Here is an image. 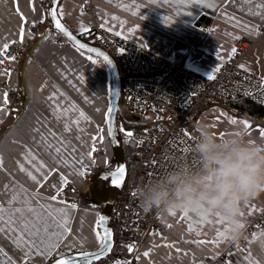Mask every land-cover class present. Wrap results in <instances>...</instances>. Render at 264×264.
Instances as JSON below:
<instances>
[{
	"label": "crops",
	"instance_id": "1",
	"mask_svg": "<svg viewBox=\"0 0 264 264\" xmlns=\"http://www.w3.org/2000/svg\"><path fill=\"white\" fill-rule=\"evenodd\" d=\"M36 1L0 0V59L6 42H29V53L18 58L16 75L0 69V185L5 186L0 188V202L7 206L8 191L21 185L30 194L39 193L37 199L41 203L57 208L66 204L51 197H60L66 184L80 191L83 206L68 209L67 227L71 231L64 232L58 247L48 256L32 255L29 258L36 264H48L56 252L58 256L87 252L101 244V239L96 236V232H100L97 209L101 206L94 200L90 188L102 171L114 166L106 129L112 80L101 58L69 43L60 45L55 41L57 32L47 16L49 3L40 7ZM204 3L213 6L205 7ZM84 4L88 5L87 10L81 9ZM262 4L264 0H203V3L186 0L183 3L181 0H60L57 14L76 35L84 28L103 29L158 56L176 60L205 78L213 77L231 56L235 39L247 36L254 44L239 65L264 81V7H257ZM165 16L171 19V24L163 22ZM202 17L205 19L199 23ZM32 22H37L40 27L36 36L29 37L25 28ZM53 96L54 100L49 99ZM226 105L215 104L202 110L184 131L197 135L196 126L204 123L217 135H224L231 130L245 129L242 122H247L250 126L246 129L248 138L264 144L261 135L264 116L261 121H252L235 115ZM65 108L68 109L67 116L60 115ZM80 112L86 119L80 118ZM73 120H79V125L72 124ZM233 120L236 123H232ZM65 123L71 124V132L64 131ZM49 132L70 142L75 149L73 163L65 166L53 159L56 154H50L43 142V137H47L57 143ZM93 144H99L101 150L95 161L91 160ZM29 151L46 164L43 170L46 175L36 173L28 164L26 154ZM21 164L33 171L42 183L36 185L19 171ZM85 168L89 171L85 172ZM65 179L67 183H64ZM263 209L264 192L242 207L244 215L240 222L244 227L239 237L246 246L245 251L234 247L231 229L219 215L209 216L211 223H202L200 216L188 214L185 220L183 213L173 216L159 212L156 220L163 233L146 231L130 264H210L218 259L223 264H249L245 259L249 252L257 264H264V257L259 255L264 252L259 237L264 229L252 235L244 233L246 226ZM190 227L194 230L189 231ZM226 228L227 235L220 237L219 233ZM0 249H3L0 264H8L9 259L20 264L28 259H21L22 252L8 234H0Z\"/></svg>",
	"mask_w": 264,
	"mask_h": 264
},
{
	"label": "built area",
	"instance_id": "2",
	"mask_svg": "<svg viewBox=\"0 0 264 264\" xmlns=\"http://www.w3.org/2000/svg\"><path fill=\"white\" fill-rule=\"evenodd\" d=\"M49 1L37 0L36 5L45 7ZM81 9L87 10L88 5L84 4ZM39 27L40 24L32 22L26 25L25 31L29 37H34ZM91 32L94 45L107 52L114 61L124 104L134 113L152 111L157 116L152 127L133 129L131 136H120L126 172L111 213V247L100 259L80 263L130 264L146 231L163 233L156 220L160 211L154 209L145 213L140 207L139 190L181 166L193 170L198 167V159L192 151L196 135L187 134L184 127L207 107L227 104L239 97H245L264 108V81L239 65L241 58L254 44V40L247 36L237 37L233 42L235 52L232 51L213 77L205 78L176 60L158 56L106 30L93 28ZM54 36L60 45L68 44L59 33ZM6 44L8 48L2 50L0 69L16 75L18 58L24 53L28 54L29 42ZM100 152L99 144H93L91 160L95 161ZM84 171L88 172L89 168ZM55 201L74 204L76 208L83 206L80 191L70 184L64 186L61 196ZM97 211L101 213L100 208ZM263 229L264 209L246 226L244 233L252 235ZM233 245L238 250H246L240 237ZM56 257L58 252L53 259ZM20 264L36 263L28 258ZM210 264L223 263L218 259Z\"/></svg>",
	"mask_w": 264,
	"mask_h": 264
},
{
	"label": "clouds",
	"instance_id": "3",
	"mask_svg": "<svg viewBox=\"0 0 264 264\" xmlns=\"http://www.w3.org/2000/svg\"><path fill=\"white\" fill-rule=\"evenodd\" d=\"M196 133L192 151L198 167L181 166L144 185L138 192L140 207L145 213L219 215L236 241L243 205L264 192V144L250 140L244 128L217 135L201 123Z\"/></svg>",
	"mask_w": 264,
	"mask_h": 264
},
{
	"label": "snow or ice",
	"instance_id": "4",
	"mask_svg": "<svg viewBox=\"0 0 264 264\" xmlns=\"http://www.w3.org/2000/svg\"><path fill=\"white\" fill-rule=\"evenodd\" d=\"M155 2V0H152ZM181 2H185V0H181ZM188 3H203V0H186ZM205 7H212V4L204 3ZM257 7H264V4L258 5ZM55 21V27L61 33H63L68 39L75 42L77 48L79 50H85L88 53H96L97 56H103V61L105 64H109L111 61L108 56L103 55V53L99 52L97 49L92 47H86L84 43H80L77 38L69 32L65 26L57 19V10L52 9L50 13ZM63 13H60L62 16ZM143 18V16L141 15ZM23 19V18H22ZM115 19V18H113ZM163 22L165 24H171V19L167 16L163 18ZM89 30L87 28L82 29L81 35H84ZM21 40L23 39V31L20 33ZM119 35V33H117ZM4 49L8 48V44L3 45ZM233 53L235 49L232 50ZM91 60V57H88ZM13 59H15L13 57ZM95 63L96 61H92ZM81 79H83L81 77ZM62 95V94H61ZM49 99L54 100L55 97H50ZM6 102V96H5ZM74 108V106H73ZM58 112L59 106L57 105ZM68 109H63L60 112V115L67 116ZM80 118H85L84 113H79ZM232 123H236V121H231ZM72 124L79 125V120H73ZM244 123L245 129L249 128L250 126L247 122ZM64 131L71 132L72 126L71 124L65 123L64 124ZM37 133L39 130L37 129ZM49 135L53 137L57 141V143H52L49 141L47 137H43V142L45 143L46 149L51 154L54 152L56 155L53 159H56L59 163L64 164L65 166L70 165L74 162V158L72 157V153L75 152V149L71 147L70 142H67L65 139H60L56 137L54 132H49ZM129 136L132 134L129 132ZM261 135L264 136V130H261ZM79 137H77L78 139ZM28 157L27 162L29 165L33 166V170L36 173H42L43 170L46 168V164L42 161H38L37 157L34 154L29 153L26 154ZM19 171L24 172L28 178H30L36 185H40L42 181L38 179L37 175L33 174V171H30L25 168L23 164L20 165ZM125 172L124 168H118L117 173L121 176ZM80 175H84L83 172H80ZM115 175V174H114ZM64 183H67V180H64ZM113 183H117L116 180ZM5 186L0 185V188ZM8 189H11V186H8ZM8 195L10 196L9 199L6 201V205L3 202H0V234H8V238L12 240V242L16 245L17 248L20 249L22 252V260L24 258H30L32 255H42L48 256L54 249H56L59 245L60 240L63 238L65 231H71L70 228L67 227L68 224V209H74L76 206L72 205H65V207H54L48 203H41L37 196L39 193L30 194L28 190L24 188L22 185L18 186L15 190H9ZM135 195V193H134ZM2 199V197H0ZM52 200H56L57 197H51ZM63 203V202H61ZM35 204V207L33 206ZM171 215L175 216L176 213L172 212ZM241 217H243L244 213H240ZM218 216V215H217ZM208 214L202 213L200 215V219L202 223H211L208 219ZM103 217H101V221H103ZM183 219H188V213H183ZM222 219V218H221ZM239 228H243L244 224L239 223ZM63 229V231H54L53 229ZM194 230V228L190 227L189 231ZM228 229L226 228L223 232L219 233L220 237H225L227 235ZM111 233L105 230L103 238H101V233L99 231L96 232V236L98 239H101V247L105 246V242L107 241L108 237H110ZM255 235V234H254ZM259 237H261V248L264 249V233H260ZM204 243V241H201ZM219 243V240L216 241ZM3 252V249H0V253ZM6 255V254H5ZM83 256L89 255L88 253H81ZM145 256L148 255L147 252L144 253ZM259 255L264 257V252H260ZM245 259L249 261V264H257V262L252 258L251 253H247L245 255ZM8 264H14V262L9 259ZM57 264H71V262L67 259L61 258L57 261Z\"/></svg>",
	"mask_w": 264,
	"mask_h": 264
},
{
	"label": "water",
	"instance_id": "5",
	"mask_svg": "<svg viewBox=\"0 0 264 264\" xmlns=\"http://www.w3.org/2000/svg\"><path fill=\"white\" fill-rule=\"evenodd\" d=\"M60 0H50L48 5V19L51 23V26L53 30H55L57 33L62 35L66 41L71 44L72 46L76 47V44L74 41L68 39L63 33H61L59 30L55 27V21L50 14L52 9L57 10V5ZM57 19L60 20L58 14ZM205 18L202 17L199 21L202 22ZM60 22L65 26V28L74 35L77 40H79L80 43H84L86 47H92L97 49L99 52L103 53V55L108 56L110 59V63L106 64L109 73L111 75L112 80V88H111V95H110V103L106 115V129H107V135L112 147L113 155H114V166L111 169H106L101 172L100 176L94 181L93 185L90 188V192L92 193V196L96 202H98L101 206V213L99 215V230L101 233V238H103L105 230L111 233L110 237H108L107 241L105 242V246H100L92 251L87 252H81V253H88L89 255L83 256L81 253H71L66 254L62 256H58L51 260L48 264H57V261L61 258L67 259L71 262V264H80L85 262L94 261L97 259H100L102 256H104L110 249L111 243H112V232H111V226H110V219H111V213L113 210V204L115 200L119 197L121 188L123 186L124 178H125V162L122 154V149L120 145V136L117 130L116 126V115L119 111V100H120V85H119V77L117 74V70L114 64L113 59L109 56V54L100 48H98L95 45H92L90 43L82 41L76 34H74L61 20ZM82 51H86L82 50ZM92 55H96V53H90ZM103 60V56H97ZM124 168L125 172L121 176L119 173H117L118 168ZM115 174V175H114ZM116 180L117 183H113V181ZM101 217H103V221H101ZM102 242V240H101Z\"/></svg>",
	"mask_w": 264,
	"mask_h": 264
},
{
	"label": "trees",
	"instance_id": "6",
	"mask_svg": "<svg viewBox=\"0 0 264 264\" xmlns=\"http://www.w3.org/2000/svg\"><path fill=\"white\" fill-rule=\"evenodd\" d=\"M49 20V19H48ZM51 24V23H50ZM92 30V29H91ZM91 30H89L84 35L78 34L77 36L84 42L90 43L94 45V42L92 40V37L90 36L92 34ZM122 98L120 97V100ZM226 107L233 111V113L239 117L247 118L252 121L260 120L264 116V108L254 104L249 99L245 97H239L229 103H227ZM150 126H144L143 124H134L133 129H146ZM120 136V135H119Z\"/></svg>",
	"mask_w": 264,
	"mask_h": 264
},
{
	"label": "rangeland",
	"instance_id": "7",
	"mask_svg": "<svg viewBox=\"0 0 264 264\" xmlns=\"http://www.w3.org/2000/svg\"><path fill=\"white\" fill-rule=\"evenodd\" d=\"M22 55H27V53H24ZM118 106L119 111L116 115V126L121 137L127 135L131 130H133L134 124H143L144 126H150L157 121V116L152 111L145 113H134L124 104L122 99L119 100Z\"/></svg>",
	"mask_w": 264,
	"mask_h": 264
},
{
	"label": "bare ground",
	"instance_id": "8",
	"mask_svg": "<svg viewBox=\"0 0 264 264\" xmlns=\"http://www.w3.org/2000/svg\"><path fill=\"white\" fill-rule=\"evenodd\" d=\"M202 22H203V21H202ZM217 72H218V71H217ZM217 72H216V73H217Z\"/></svg>",
	"mask_w": 264,
	"mask_h": 264
}]
</instances>
